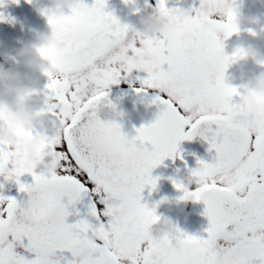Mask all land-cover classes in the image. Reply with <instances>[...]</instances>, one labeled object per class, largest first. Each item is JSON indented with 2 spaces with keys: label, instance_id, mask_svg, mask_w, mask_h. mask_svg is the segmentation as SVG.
Returning a JSON list of instances; mask_svg holds the SVG:
<instances>
[{
  "label": "snow or ice",
  "instance_id": "snow-or-ice-1",
  "mask_svg": "<svg viewBox=\"0 0 264 264\" xmlns=\"http://www.w3.org/2000/svg\"><path fill=\"white\" fill-rule=\"evenodd\" d=\"M5 3L0 0V7ZM82 3L90 9L89 16L48 20L53 27L71 25L93 37L46 53L58 75L48 76L45 98L51 103L45 112L58 119L59 131L52 137L40 132L24 134L25 138L42 136L41 155L50 156L58 167L51 175L37 174L20 153L0 145V177L4 183L11 178L27 197L20 201L5 197L4 184H0V264H61L63 257L57 258V252L71 254L73 259L66 264H158L155 246L159 242L148 231L158 218L154 207L142 203V193L145 188L150 192L157 188L159 178H153V169L165 159L181 158V142L196 137L209 145V152H215L212 163L198 160L191 172L202 178V190L185 192L181 183H173L182 193L181 200L205 206L207 236L186 235L177 229L180 239L200 245L206 264H264V120L237 128L223 118L234 97H241L225 77L238 55H227L224 44L236 32L234 17H215L211 9L216 0H201L198 9L187 12V27L197 34V43L183 47L155 38L152 51L161 69L146 74L140 81L142 87L134 91L139 95L154 90L151 104L160 110L154 122L134 131L139 143L155 145L156 152L129 173L113 142V133L121 125L98 117L101 106L115 109L108 89L131 71L108 60L110 41L127 38L128 27L107 11L108 0H93L91 6ZM156 5L170 15L181 11L169 9L166 0H156ZM4 21L0 13V22ZM194 107L205 119L186 118ZM109 148L113 154L105 156ZM25 175L32 177L31 184L21 182ZM85 195L96 198L88 215L97 220V228L85 219L66 222L69 208ZM24 211L33 219L21 226ZM14 219L22 233L19 238L5 229Z\"/></svg>",
  "mask_w": 264,
  "mask_h": 264
},
{
  "label": "clouds",
  "instance_id": "clouds-1",
  "mask_svg": "<svg viewBox=\"0 0 264 264\" xmlns=\"http://www.w3.org/2000/svg\"><path fill=\"white\" fill-rule=\"evenodd\" d=\"M7 2L18 4L19 0L18 2L7 0ZM25 2L33 6L36 12L46 19L47 29L45 32L36 34L31 43L12 49L7 54V60L11 62L10 66L5 67L4 64H0V145L20 153L37 174L46 172L51 175L58 167V163L50 156L41 155L44 151L43 137L36 135L25 138L24 135L42 131L46 126L48 115L45 108L51 101L45 97L41 98L36 85L40 78L48 79L49 74L58 75L50 64L47 52L66 48L74 40L91 41L93 37L91 33L79 27L71 25L53 27L49 25L48 20L49 18L62 20L66 17L84 18L90 15V9L83 6L82 0H25ZM123 3L133 15L137 14V0H127V3ZM244 3L245 0H216L211 9L212 14L219 19L234 17L233 24L236 32L232 36L239 37L241 33H247L248 39L241 41L233 51L238 55L231 65H240L242 72L244 66L251 61L261 69L252 79L244 81L242 76L239 77L241 83L238 87L243 90V94L238 101H233L223 117L237 128H244L264 120V54H262L264 29L257 33L252 28H245V25L256 23V21L243 15ZM189 19L190 14L183 10L170 15L161 11L157 5L147 4L145 14L138 26L125 24L128 27V33H131V39L114 38L110 41L111 54L108 60L116 61V66L121 69H131L128 77L133 72L158 73L161 64L152 51L155 38L178 42L183 47L194 45L198 42V36L187 27ZM236 80L237 77L233 76L226 83L237 88L234 86ZM89 91L93 89L90 88ZM185 115L190 121L199 122L205 119L200 110L195 107ZM113 142L116 152L124 162L125 171L129 173L152 159L156 152L155 145L139 143L135 135L124 131L122 125L114 131ZM103 154L111 156L112 149H105ZM230 176H235V173H231ZM216 179L220 180L223 177L217 176ZM11 182V178L5 180L6 184ZM179 183L183 185L185 192L201 191L203 186L202 178L192 175L185 177V180ZM192 202L191 199L165 198L153 206L158 219L149 225L148 231L150 237L159 242L155 246L158 264H206L202 247L182 241L178 228L159 211L163 206H167L170 211L173 206L178 207ZM32 219L31 213L24 211L20 215V225H29ZM5 229L14 238H19L22 234L15 219L11 223H6Z\"/></svg>",
  "mask_w": 264,
  "mask_h": 264
},
{
  "label": "flooded vegetation",
  "instance_id": "flooded-vegetation-1",
  "mask_svg": "<svg viewBox=\"0 0 264 264\" xmlns=\"http://www.w3.org/2000/svg\"><path fill=\"white\" fill-rule=\"evenodd\" d=\"M201 0H166V6L169 9H180L185 12H188L192 9H198L200 7ZM151 4L152 6L156 5V0H137L136 10L137 14L133 15L128 7L125 4L121 5L118 9L115 10L116 18L120 21L122 25L125 24H139L140 19L145 14L146 5ZM243 15L248 17L250 20H255L256 23H250L245 25V28H252L254 31L259 33L261 29H264V0H245L244 7L242 9ZM127 38L131 39V33L127 34ZM248 39L247 33H241L238 36H232L224 42L225 44V53L231 55L235 50L237 45ZM21 46L14 44L7 40L4 35L0 24V64H4L5 67L10 66V61L7 60V54L12 51V49H18ZM262 54H264V47H262ZM240 65H231L225 72L226 81H230V78L233 76L237 77L234 86H237V89L243 94V90L238 87L241 83L239 77L242 76L243 80L254 78L261 69H259L251 61L244 66L243 71L241 72ZM142 75L140 78H133V82L129 84H117L115 86H110L108 89L109 96L108 100H114L122 96H132L135 94L136 97L141 98V94H137L135 89H140L142 84ZM46 78H40L39 83L36 85L37 90L41 94V98L45 97L46 94ZM148 94L155 95L154 90H148ZM239 97H234V101H238ZM137 103L127 102L123 103L118 101L115 105L113 112L128 114L130 110L136 107ZM139 110H142V103L139 102ZM106 106H101L98 110V117L102 122H109L104 115ZM108 108V107H106ZM130 114L128 115V117ZM120 121V116H119ZM119 121L113 119L112 122L119 124ZM60 125L59 121L55 116L48 115L46 120V126L44 130H38V132L45 134L49 137L56 135L59 131ZM181 158L178 159H165L163 163L157 168L153 169L152 176L153 178H159L157 181V188L155 191H151L148 188H145L142 193V203L146 204L149 209L159 203L162 199H179L182 196L181 192H178L174 187L175 182H183L185 177L191 175V172L197 167V161L203 160L206 163H212L215 157V152H209V145L201 140L199 137L194 138L191 141H183L180 146ZM21 182L25 184L32 183V177L30 175H25L21 177ZM0 184H4L3 195L5 197L14 198L17 201L26 200L27 197L23 193L18 192V188L14 182L4 183L2 177H0ZM94 195H85L82 200L77 203L74 208H69L71 215L67 218L68 224H74L81 219H85L92 225L93 228L99 227L97 220L88 215V208L90 203L95 201ZM205 206L203 203H188L187 205L181 204L178 207L173 206L169 211L167 206L160 208V213L165 214V216L170 219L174 226L177 227L181 232L186 235L197 236L199 238H206V229L208 228V220L203 215ZM79 215H76V213ZM106 225V220L103 221ZM26 243V242H25ZM25 258H29V254L25 253ZM56 257H63L61 264H66L67 261L72 260V256L68 252H57Z\"/></svg>",
  "mask_w": 264,
  "mask_h": 264
},
{
  "label": "water",
  "instance_id": "water-1",
  "mask_svg": "<svg viewBox=\"0 0 264 264\" xmlns=\"http://www.w3.org/2000/svg\"><path fill=\"white\" fill-rule=\"evenodd\" d=\"M84 3L91 6L93 0H83ZM123 0H108L107 11L114 15L115 10ZM0 13L5 17L4 22H0L4 35L13 43L20 44L21 46L31 43L34 36L38 33L45 32L47 29V21L44 17L40 16L33 6H30L25 0H19L18 4L8 3L6 0L5 6L0 7ZM115 16V15H114ZM133 95V94H132ZM153 96L142 94L141 98L136 96H127L118 100L112 101V104L118 101L134 102L137 103L134 109L130 110L128 114L122 113L119 115L113 112L112 108L104 109V115H107L110 121H120L124 131L130 135H135V129L141 126H147L154 122L158 115L159 108L151 104ZM139 102L142 103V110H139ZM108 111V112H107ZM130 116L128 117V115Z\"/></svg>",
  "mask_w": 264,
  "mask_h": 264
},
{
  "label": "rangeland",
  "instance_id": "rangeland-1",
  "mask_svg": "<svg viewBox=\"0 0 264 264\" xmlns=\"http://www.w3.org/2000/svg\"><path fill=\"white\" fill-rule=\"evenodd\" d=\"M142 75V80L144 78H146V74L145 73H138V72H133V74L130 76V77H127L126 79H121L120 80V84H129V82H133V78L137 79V78H140ZM112 86H115V85H112Z\"/></svg>",
  "mask_w": 264,
  "mask_h": 264
}]
</instances>
